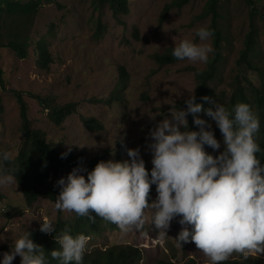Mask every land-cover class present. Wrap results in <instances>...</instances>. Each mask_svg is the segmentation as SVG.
I'll list each match as a JSON object with an SVG mask.
<instances>
[{"label": "rangeland", "instance_id": "obj_1", "mask_svg": "<svg viewBox=\"0 0 264 264\" xmlns=\"http://www.w3.org/2000/svg\"><path fill=\"white\" fill-rule=\"evenodd\" d=\"M172 1L129 0V16L118 19L114 18L109 6L96 8L93 0L44 2L38 14L20 29L29 35L32 43L43 37L48 39L55 56L51 70H41L36 65V56L32 54L29 59L21 60L11 50H0L2 67L8 79L6 90L0 88V152L10 151L16 158L24 142L20 106L12 93L15 90L23 94L28 104L33 128L44 130L48 142L56 151H72L88 158L106 154V161L116 162L118 145L126 143L128 148L140 150L150 174L153 167L149 148L152 143L150 130L167 118L171 108L180 109L179 103L185 102L193 93L196 96L198 80L190 69L207 68V63H194L187 59L163 66L155 57L165 55L181 39L208 44L213 48L211 37L200 41L196 36L199 28H209L211 24L210 16L199 18L206 0L191 2L182 9L173 8L160 25L162 12ZM253 1L264 12V0ZM221 13L226 36L224 59L219 64L218 76L209 82V86L215 93L214 101L224 106L240 88H245L253 98L254 89L263 86V79L258 71L239 64L240 52L252 22L249 4L246 0H224ZM253 22L262 33L257 64L264 65V22L259 17ZM211 56L212 53L209 58ZM121 68L129 76L125 90L120 88ZM31 93L40 95L48 104H40L31 97ZM69 104L77 106V113L61 126L55 125L51 107ZM46 105L50 110L46 109ZM85 118L96 119L104 130L88 131L83 123ZM200 118L211 125L207 130L213 131L220 142L219 150L214 151L209 146L206 150L217 156L224 150L223 136L204 112L200 113ZM187 121V130L191 131L188 117ZM129 159L128 155L123 157L124 161ZM82 174L87 176V172ZM152 190L149 203L157 196L155 185H152ZM90 215H95L96 219H87L88 226L81 230L75 225L80 217L75 212L56 210L55 202L47 196L42 195L33 205H28L16 181L0 186V264L3 254H11L14 241L26 231L31 233L32 240L34 233H42L40 225L44 218L52 220L56 227L55 232L43 233L46 240L53 239L68 227L73 236L84 234L89 237L87 253L103 251L117 244H129L144 250V264H159L162 260L185 263L192 258H196L199 264H211L194 243L178 244L176 239L182 227L191 230V225L182 226L179 223V216L171 222L168 236L160 239L158 230L152 225L151 209L144 212L142 229L133 227L126 233L91 210ZM250 257L260 259L264 264V255ZM235 258L243 256L233 253L229 257ZM20 260L16 255L12 264H20Z\"/></svg>", "mask_w": 264, "mask_h": 264}, {"label": "clouds", "instance_id": "obj_2", "mask_svg": "<svg viewBox=\"0 0 264 264\" xmlns=\"http://www.w3.org/2000/svg\"><path fill=\"white\" fill-rule=\"evenodd\" d=\"M213 33L204 27L197 30L200 41H207ZM174 40L176 38H173ZM214 49L208 44H197L189 39L175 43L172 56L177 60L207 63ZM213 107L204 109L196 103L193 94L185 100L186 108L169 110L150 130L152 169L145 167L140 150L128 148L129 160L100 161L87 171L74 168L57 181L60 192L55 200L58 211L75 212L90 219V210L99 218L115 224L122 232L143 228L146 209L152 211V225L160 239L167 235L170 224L177 216L182 227L177 242H192L209 258L211 264H222L233 253L248 259L264 255V166L257 153L261 151L254 136L260 121L246 103H237L233 112L223 105L202 98ZM204 112L219 128L224 150L213 156L204 150L207 145L214 151L221 145L205 120L197 114ZM194 117L199 131H188L187 116ZM185 129L181 131V129ZM63 153L61 158H66ZM10 151L0 152V163L13 162ZM15 169L0 174V186L15 183ZM87 172V176L82 173ZM156 186V199L149 203L151 186ZM40 231L52 233V220H41ZM65 227L54 237L59 250L50 252L60 264H82L89 237L73 236ZM27 232L14 241L11 254L4 253L2 264H12L16 255L20 264H48L45 250L30 239Z\"/></svg>", "mask_w": 264, "mask_h": 264}, {"label": "trees", "instance_id": "obj_3", "mask_svg": "<svg viewBox=\"0 0 264 264\" xmlns=\"http://www.w3.org/2000/svg\"><path fill=\"white\" fill-rule=\"evenodd\" d=\"M96 8L101 5L109 6L113 12L115 19L122 16H129V0H93ZM198 0H173L166 5L160 18L162 25L169 16L173 8L182 9L191 2ZM224 0H206L204 11L200 15V19L211 17L209 29L213 35L212 56L207 62L206 69L191 68L198 80L196 103H201L204 109L211 107L212 103L205 102L202 98L209 97L214 101L215 93L209 86V82L215 80L219 73V64L224 59L223 46L226 36L224 27L221 22ZM250 7V30L246 35L244 48L241 50V58L239 64L245 65L249 69L256 70L261 74L263 86L254 89L253 98H251L245 88H240L232 95L229 102L224 104L234 115L233 109L237 103H246L250 105L251 110L257 115L260 121L259 131L255 134V142L260 146L261 151L257 153L260 159L261 166H264V65L257 64V59L260 57L259 45L262 35L258 25L253 20L259 17L264 22V12L259 9L253 0H246ZM44 2L52 4L56 0H30L24 2L22 0H0V50H11L17 58L27 60L36 56V65L43 71H50L55 63V56L51 51L50 43L47 38L43 37L35 43L30 41L29 35L20 28L25 27L27 22L34 18ZM137 35V31L135 33ZM138 36V35H137ZM32 49V50H31ZM173 48L169 49L165 55L156 56L155 60L160 65H174L178 61L172 56ZM121 83L120 88L125 90L128 81V73L124 68L120 69ZM8 82L6 72L4 71L0 58V88L6 90ZM16 96L20 106V117L22 119L21 133L23 137V145L19 154L13 162H3L1 165V173L8 174L15 169L16 182L19 184L25 200L28 205H33L42 195L47 196L51 201L55 202L59 195V186L57 181L61 178L66 179L68 172L76 167H83L87 171L94 169L95 165L100 161H106L107 155L102 154L95 158H88L83 154H75L72 151L67 153L66 158H61L63 153L56 149L48 142L47 134L42 129H35L32 126V120L29 117V107L24 100L23 94L19 91H12ZM32 98L37 99L40 104L47 103L40 95L30 94ZM48 104V103H47ZM49 106V105H48ZM46 105V109H49ZM180 109L186 108L185 102L179 103ZM52 121L57 126H61L65 121L77 113V106L69 104L64 107H51ZM202 113V112H201ZM200 117V113L197 114ZM189 127L191 131H199V126L194 124V117L189 114ZM83 123L86 129L90 132H102L103 126L94 118H85ZM207 130V128H206ZM207 145L204 146L206 151ZM116 154V162H123V157L127 155L128 145L120 143ZM153 194L152 186L148 196V200ZM95 217V215H91ZM80 217L79 221L75 222L81 230L88 226L89 217ZM96 219V218H95ZM82 221V222H81ZM97 221V220H96ZM97 223H99L97 221ZM60 226H58L59 228ZM33 242L42 246L45 250V257L48 264H60L58 260L51 258L50 252L54 249L59 250L60 246L55 239L46 240L43 233L37 232L33 234ZM146 258L145 252L141 247L133 245H113L109 248L91 253H84L82 264H144ZM74 264V262H73ZM159 264H199L196 258H192L187 262L166 261L162 260ZM222 264H263L260 259L250 257L248 259L235 258L228 259Z\"/></svg>", "mask_w": 264, "mask_h": 264}]
</instances>
